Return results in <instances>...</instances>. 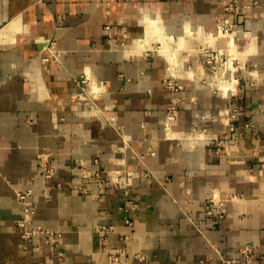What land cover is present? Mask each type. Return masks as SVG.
<instances>
[{
	"label": "crops",
	"instance_id": "1",
	"mask_svg": "<svg viewBox=\"0 0 264 264\" xmlns=\"http://www.w3.org/2000/svg\"><path fill=\"white\" fill-rule=\"evenodd\" d=\"M237 2L234 48L223 0H0V264H220L245 244L264 264V0ZM206 46L233 58L221 93L202 82ZM172 76L187 101L168 130ZM26 188L55 247L21 237Z\"/></svg>",
	"mask_w": 264,
	"mask_h": 264
},
{
	"label": "built area",
	"instance_id": "2",
	"mask_svg": "<svg viewBox=\"0 0 264 264\" xmlns=\"http://www.w3.org/2000/svg\"><path fill=\"white\" fill-rule=\"evenodd\" d=\"M253 4L257 5L258 2L253 1ZM223 6L226 16L220 17L216 21L217 35L221 31L225 32L226 34H230L231 32H233L234 29L241 27V25L236 24L233 21V17H235L238 14L240 9L237 0H223ZM56 47L57 44L55 41L49 42L50 56L57 57L56 54L54 55L55 52L54 50L56 49ZM201 51L202 52L205 51V53H207L206 63L208 65L220 62L221 67H219L216 78H217V82L224 80L223 72L227 68H229L230 57L225 61V57H224L225 51L223 49H217L215 50L216 52L209 53L208 50H206V48L203 47ZM234 73L233 75L235 77ZM236 80L238 82V78H236ZM204 82L206 83V81ZM165 87L171 92L172 97L170 99L168 108L166 110L165 119H164V128L171 130L178 122L180 109L186 103L187 96H186L185 87L174 76L168 78L165 81ZM217 90L220 91L219 89ZM232 92H233L232 90H229L225 95L232 94ZM237 111H238L237 109H233L231 112L228 113L229 118L227 120V125L229 126V129L231 131H233L235 128L234 124L232 123V120L235 118ZM247 126H253V125L248 124ZM205 132L206 130L204 128L202 129L197 121L193 122L192 130H191L192 134L203 135ZM47 158L48 156L46 157V155H43L41 157V162L43 163V170L41 174L45 180H50L55 176L56 170L54 166L49 165L47 163L48 162ZM58 186L61 187V184H58ZM16 196L21 209L20 217L17 219L16 225L21 230L22 239L28 241L35 236L43 235L45 243L50 245L51 247H55L57 245V241H58L57 239L61 236L60 232H56L55 230L45 228L41 225L31 227V224L34 222V218L36 214V210L33 206V201H32V196H33L32 189L26 188L23 190H16ZM225 203L226 200L220 198L217 199L214 196L209 198L205 203L207 216L217 220H222L225 217L227 211ZM127 223L131 225V222L129 220H127ZM112 229L113 227L111 225L108 226L102 225L97 228V232L99 233V237L102 243L108 242L109 232ZM254 254H255L254 246L251 244H245L237 250L235 256H232L230 258L222 256L220 264H255L253 259ZM137 257L140 259L145 258V256L142 254L137 255ZM110 259L113 262L117 261L116 256H111ZM49 264H54V263L50 262ZM200 264H206V262L200 261Z\"/></svg>",
	"mask_w": 264,
	"mask_h": 264
},
{
	"label": "rangeland",
	"instance_id": "3",
	"mask_svg": "<svg viewBox=\"0 0 264 264\" xmlns=\"http://www.w3.org/2000/svg\"><path fill=\"white\" fill-rule=\"evenodd\" d=\"M216 34H217V32H216ZM228 44H229V42H228ZM205 48H206V50H208L209 53L216 52L215 50H217L216 48L209 47V46L208 47L206 46ZM224 57H225V61H226V59H229V57H230L227 49L225 50ZM206 58H207V53H205V51L201 52V62H202L201 65L204 67V78H203L202 82L206 81V83L205 82L204 83L206 85H208L212 90L216 91L217 93L218 92L221 93L220 91L217 90L218 89L217 84L219 82H217V78H216L219 67H221L220 62L208 65L206 63ZM238 73H239L238 71H236L234 73L236 78H238ZM209 84H212V85H209ZM216 87H217V89H216ZM230 95L231 94H229V96Z\"/></svg>",
	"mask_w": 264,
	"mask_h": 264
},
{
	"label": "bare ground",
	"instance_id": "4",
	"mask_svg": "<svg viewBox=\"0 0 264 264\" xmlns=\"http://www.w3.org/2000/svg\"><path fill=\"white\" fill-rule=\"evenodd\" d=\"M220 35L222 37H228L230 39V43H231V46H233L235 48V46H237L238 44H240V42L242 43L243 39L247 36V33L244 32V30H241V29H234L233 32H231L230 34H226L225 32H219ZM253 34V33H252ZM223 39V38H222ZM155 41V40H154ZM152 42V41H151ZM175 42V41H174ZM154 43V42H153ZM252 45V44H251ZM240 46V45H239ZM249 46V44H248ZM254 46V45H253ZM245 47V46H244ZM156 48V47H155ZM171 48V46H170ZM222 49V48H221ZM247 49V48H246ZM169 50V49H168ZM172 51V50H171ZM230 52V50H229ZM242 53V52H241ZM230 54V53H229ZM248 55V54H247ZM176 57L174 56V59ZM245 63V62H244ZM232 69H234V64H233V58H232V55L230 54V59H229V68H227L224 72H223V77H224V80L227 81V80H232ZM234 80V79H233ZM222 81V80H221ZM219 81V82H221ZM232 83V82H231ZM221 85V88L224 89V90H230L231 88V85L230 83H227V82H223ZM219 89V88H218Z\"/></svg>",
	"mask_w": 264,
	"mask_h": 264
}]
</instances>
